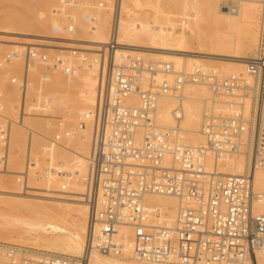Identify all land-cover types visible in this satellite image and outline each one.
<instances>
[{
  "label": "built area",
  "instance_id": "built-area-1",
  "mask_svg": "<svg viewBox=\"0 0 264 264\" xmlns=\"http://www.w3.org/2000/svg\"><path fill=\"white\" fill-rule=\"evenodd\" d=\"M237 1L221 0V9L239 12ZM119 6L120 0H114L109 41L95 60L99 65L98 105L91 117L78 121L80 131L88 123L94 129L87 173L81 178L82 198L93 208L88 248L73 258L0 243V264H86L94 252L123 257L129 243L132 257L150 264H245L247 260L258 264L257 253L264 250V213L255 208L264 196L255 191L254 176L264 166V0L257 53L245 64V74L228 76L200 67L185 76L171 63L149 62L140 56L117 63ZM72 22L71 17L65 19L69 32ZM36 50L26 51L28 68L35 60L51 64L48 55ZM57 51L54 65H64L65 73L74 76L76 67L67 66ZM68 55L80 63L86 61L76 49ZM159 74L173 80L158 81ZM12 83H19L18 78ZM190 83H204L216 95L241 101L233 104L230 116L205 115V143L197 147L182 145L177 132L163 131L155 121L160 97L175 94ZM133 98L137 106L130 103ZM106 125L111 127L108 135L102 132ZM59 127L62 133L53 143L72 136L62 122ZM7 139L8 131L1 128L0 140ZM209 153L216 160L213 170L205 165ZM238 156L245 158L244 173L217 171L220 161ZM35 161L28 151L27 167ZM50 173L72 178L62 169L43 171L47 177ZM68 188L63 183L62 191ZM149 196L176 198L177 215L151 207Z\"/></svg>",
  "mask_w": 264,
  "mask_h": 264
},
{
  "label": "bare ground",
  "instance_id": "bare-ground-1",
  "mask_svg": "<svg viewBox=\"0 0 264 264\" xmlns=\"http://www.w3.org/2000/svg\"><path fill=\"white\" fill-rule=\"evenodd\" d=\"M30 1L32 0L28 2ZM69 1L57 0L56 2V0H51L49 2H55L54 5H50L54 6L53 9L55 8L56 13L59 11V16L63 17L61 13L66 14L67 11L69 17L73 19L71 32L63 23L62 34L55 36H52L54 32L48 34V30L44 31L47 27L42 28L40 23L43 21L44 26V23L50 22L48 28L53 27L52 29L55 31L57 29L51 24L54 18L52 16V19H50L51 15H46L43 11V14L41 13L39 16V12L37 14L34 9L35 7L33 8L35 11L31 12L32 18L28 20L33 19L32 22L36 23V28L40 24L42 31L47 33L39 36V34H44L40 31L38 33L39 37L63 39L67 43L62 41L60 43L62 42L65 47L67 44L66 50L71 45L82 50L81 52L86 61L81 63L70 55H66L65 53L68 51L60 50L64 55L62 56L64 63L67 66L76 67L77 72L73 76L75 79L65 76L62 67L64 65L55 66L53 58L50 59L51 70L41 65L42 62L38 60H35L28 68L25 64L24 54L26 53L23 54L27 47L21 45L23 42L20 44L23 48L17 45L18 40L13 42V46L10 45V49L13 47L10 50L13 53L11 58L9 57L10 60L7 62L3 60L5 65L2 69L3 73H0V123H2L0 129H5L4 124L6 125L7 122L8 139L6 141L0 140V147L6 150L3 155L4 158L0 157L1 165L3 163L2 159H4V168L1 167L0 169V197L7 193L11 198L15 197L16 200H9V203H11L10 207L7 206L9 207V213L2 214L3 211L0 213V243L21 244L33 248L29 249L32 251L78 258L88 248L90 219L93 212L92 206L82 198L85 193V186L81 178L87 173L94 133L93 125L90 123H88L85 131H80L78 121L82 116L91 117L90 115L95 112L98 105L99 65L95 63V60L99 58V52L103 45L109 41L110 17H112L110 12L112 13L114 0L102 1L98 5L94 3V0H83V2L79 1V4L81 2L82 4L76 7L70 6L74 2L73 0V2ZM173 1H176L177 4L169 6L168 12H166L164 6L158 0H120L118 26L120 46L115 53L116 62L121 64L125 63L127 59L140 56L145 61L150 58L154 63H171L176 72H181L185 76L192 74L198 67L204 70H214L225 76L245 74V64L248 59L256 55L260 42L263 0H238L237 4L240 6V10L236 13L221 9V0H189V3H184L181 0ZM60 2L63 6L65 5L63 10L62 5L61 7L59 5L55 7ZM104 2H107V4ZM23 6L26 8L27 5L24 3ZM65 7L68 9H65ZM33 9H29L28 12L33 11ZM45 9L47 8L45 7ZM68 10L72 12L71 16ZM20 13L22 15V12ZM7 14L10 16L9 13H6V15L2 14L0 18L4 16L3 19H8ZM34 14L35 17H33ZM65 14H63L64 19L62 18L60 22L67 18ZM17 15H11V22ZM21 15L19 14L15 19L20 20ZM41 15L45 21L47 20L46 22H44L43 17L41 18ZM24 18L28 17H23V21ZM28 20L25 19L27 23L30 22ZM191 20H195L196 23L205 20L211 28L213 27L216 30L209 33L202 30L197 33L191 32L188 29V23ZM9 22L7 24L10 26L3 25L8 26L7 31L15 32L12 27L14 25L13 28L16 29V24ZM56 22L57 20H55ZM183 22H185V26H182ZM0 23L2 25V22ZM21 23L24 24V22ZM21 23V28L24 26L21 32L23 33L26 27L25 24L22 26ZM18 24L17 26H19ZM29 25L31 27L30 23L26 26ZM29 28L27 27L25 30L27 31ZM18 30L17 28L16 31L19 32L20 30ZM39 30L40 28L35 30L36 33ZM28 32L30 31L28 30ZM32 33L34 32L32 31ZM36 33L34 34L35 38L38 37H36ZM31 36L33 35L31 34ZM12 38L13 40L17 39ZM26 41H29L26 42L28 47L30 44L33 47L35 45L36 48L38 47L35 43L39 39L28 38ZM44 42L51 43L50 40ZM39 43L44 44L41 41ZM52 43L55 45L59 42L55 43L53 41ZM60 43L58 45L63 46ZM47 44L45 43V45ZM1 45L3 44L1 43ZM44 51L46 50L44 49ZM47 51L51 50L48 49ZM49 53H52V51ZM57 54L59 55V52ZM52 56L53 54H51ZM145 57L147 58L145 59ZM3 64L0 63V66H3ZM45 71L48 73H45ZM13 73L19 79L17 84L12 83L13 78L8 82L9 74ZM26 78L27 83L25 82ZM157 79L158 81H171L173 77L159 74ZM42 89H47L46 92L48 90L50 92L46 95L35 93ZM33 94L38 100L47 102L45 108L42 109L40 101L38 102L36 98L30 99L31 96H34ZM239 102H241L239 98H230L225 94L223 95V93L214 94L204 83H190L175 94L160 97L155 121L163 131L177 132L179 142L182 145L197 147L205 143L202 133L205 115L211 112L230 116L235 110L233 104ZM130 103L135 106L138 105L135 98L131 99ZM246 107L247 109L250 107L248 101ZM49 109H51L52 115L62 118L63 123L65 122L72 135L70 138L58 143L52 142L50 135L57 128L47 129L51 125L50 121L47 120L50 116ZM110 129L111 127L106 125L103 127L102 132L108 135ZM26 130H29L28 137ZM60 132L59 130V134L62 133ZM19 134L23 136H21L22 139L24 138V155L28 149L27 151H36L33 154H37L38 157L34 156L36 161L29 168L24 159L21 161L16 159L18 169H11L9 167L10 163L15 160V157H12V149L14 150L19 145L17 144L18 139L21 141L20 137L17 138ZM142 136L143 133L141 132L139 138ZM0 155H2L1 152ZM46 157H49L48 160L51 161V164L45 165ZM18 163L19 165H17ZM205 165L207 170H213L214 166L216 167V160L211 153L207 154ZM47 167L52 170L62 169L67 173V176L72 178H61L56 173H50L47 177L46 174L42 173ZM245 167V158L238 156L220 161L217 164V171L224 175H239L244 173ZM6 174L16 176L17 180L12 181L10 179L11 181L8 180L9 183L6 184V180L3 179ZM11 175L10 177H12ZM63 183H66L69 187L66 192L62 191ZM254 188L255 191L264 196V166L256 170ZM31 190L34 192H31ZM0 201L7 202L1 198ZM148 204L151 207L170 211L173 217L177 215L179 209V201L176 198L167 196H149ZM255 210L264 213V201L258 202ZM131 254L132 244L129 243L127 253L123 257L94 252L86 264H150L137 261ZM257 260L258 264H264V250L257 253ZM245 264H253V261L247 260Z\"/></svg>",
  "mask_w": 264,
  "mask_h": 264
},
{
  "label": "rangeland",
  "instance_id": "rangeland-1",
  "mask_svg": "<svg viewBox=\"0 0 264 264\" xmlns=\"http://www.w3.org/2000/svg\"><path fill=\"white\" fill-rule=\"evenodd\" d=\"M29 1V0H28ZM27 0H0V14H1V16L0 17H2V14H5L6 15V13H9L10 14V16H8V14H7V16L6 17H8V19L10 20V22H11V15H13V16H15L16 14H18L17 16H19V14L21 15V13L20 12H22V15H21V17H19V19L20 20H22V21H20V20H17V19H15L13 16H12V18H14L15 19V21H14V19L12 20V24L14 23V24H16L15 26L20 30H18L19 32H17L16 30H17V28L16 29H14L13 27H14V25H13V27H12V29L13 30H15V32L13 31H7V29H8V26H10V25H8L7 24V22H9V20L8 19H3V18H5L4 16H3V18H0L1 20H0V22H2V25H1V23H0V26H2L1 28H0V63L1 64H3V63H5V61L7 62L8 60H10V58H11V54H13V53H11L10 52V50H12L13 49V47H11V49H10V45H12L13 46V42L14 41H16L17 42V40L19 41L18 43H16L17 45H19L20 46V44H21V42H23L21 45L23 46V45H25L27 48L25 49V51H23V54L24 53H26V51L29 49V48H36L35 46L33 47V45H29V47H28V44L26 43V42H29V41H26V40H28V38L30 39V38H34L35 40H37V39H39V41L37 42L36 41V43L35 44H37V46L39 47L40 45H42V44H40L39 42L41 41V42H43L44 44L42 45V46H40L39 48L37 47L36 49V51H38V52H40V53H45L46 55H50V56H48V57H51V54H53V56L51 57V58H48V59H52V58H55L56 56H54V55H58L57 53L59 52V51H57L58 49L59 50H63L64 49V51L66 50V47H67V44H66V47H65V45L63 44V43H67V41H63V39L61 40H59V39H51V38H42V37H39L40 35L42 36V35H46L47 33L49 34L50 32H54V33H52V36H55V35H57V34H62L61 33V30L63 29V27H62V25H63V23H64V25H65V20H62L61 22H60V20L64 17V15L63 14H65V13H61V15L63 16V17H61V16H59L60 14H58L59 13V11H58V13H56V11H55V8L53 9V7L50 5V4H52V5H54V3L55 2H49V1H51V0H41L42 1V5L40 4V0H38V1H36V0H32V1H30V2H28ZM72 1V0H71ZM74 1V2H73ZM72 2V5H70V6H78V5H80V4H82V2H83V0H73ZM79 1H82L80 4H79ZM89 1H91V0H89ZM95 2L94 3H97L96 5H98V3H100V2H102V1H106V0H94ZM158 1H160V3L164 6V9H165V11L166 12H168V7L169 6H171V5H175V4H177V2L176 1H173V0H158ZM182 2H184V3H189V0L188 1H186V0H181ZM32 2V3H31ZM34 2V3H33ZM56 2H57V0H56ZM4 3V4H3ZM7 5H6V4ZM15 3V4H14ZM24 3H25V5H29V7H27L26 6V8L23 6L24 5ZM104 3H106L107 4V2H104ZM2 4V5H1ZM17 4V5H16ZM105 4V5H106ZM4 5V6H3ZM19 5V6H18ZM58 5L61 7V5H62V10L64 9L63 7L65 6H63V4H61V2L60 3H58L57 4V6H55V7H58ZM67 5H69V4H67ZM12 6V7H11ZM107 6V5H106ZM6 7V8H5ZM31 7V8H30ZM35 7V8H34ZM45 7L48 9H45ZM94 8H97V7H95V6H93ZM22 8V9H21ZM25 8V9H24ZM36 10V13L38 14V12H39V16H40V14L42 13V11L43 12H45L46 13V15L47 14H49V15H51V18L50 19H52V16H53V20L51 21V24L52 25H54V27L58 30H55V31H53L54 29H52V28H48L49 27V23L47 22V23H44V26H43V21H42V19H41V21H42V23H40L41 25H42V28H44L45 26L47 27V28H45V30L44 31H47L48 30V32L46 33H44V31H42V29H41V26H40V24L39 25H37L38 26V28H40V30L39 31H37V33H36V31L35 30H38V28H36V23L35 22H32V20L33 19H30V20H28L29 18H32V13L35 11L34 9ZM29 9H33V11H29L28 12V10ZM42 9V10H41ZM65 9H68V8H66L65 7ZM15 10V11H14ZM21 10H23V11H21ZM38 10V11H37ZM57 10H58V8H57ZM60 10V9H59ZM70 10V9H69ZM69 10H68V13H71L70 14V16L72 15V12H69ZM6 11V12H5ZM47 11V12H46ZM66 11V10H65ZM71 11V10H70ZM2 12H4V13H2ZM17 12V13H16ZM32 12V13H31ZM63 12V11H62ZM29 14V15H28ZM43 14V13H42ZM55 14H56V16H55ZM110 16H112V13L110 12ZM45 14H44V16H46ZM57 16H59V18H57ZM65 16L66 17H69V14H67V11H66V14H65ZM23 17H28V18H24V21H23ZM33 17H35V14L33 15ZM43 16L41 15V18H42ZM37 18V17H36ZM110 18H112V17H110ZM25 19H27L28 21H30V22H28V23H30L31 24V27H30V25L29 26H26V25H28V23L25 21ZM35 19V18H34ZM46 19H48L47 18V16H46ZM64 19V18H63ZM40 19L38 18V21H39ZM43 20H44V22H46L45 21V19H44V17H43ZM55 20H57V22L55 23ZM6 23H5V22ZM14 21V22H13ZM35 21V20H34ZM36 21H37V19H36ZM40 21V22H41ZM48 21H50V20H48ZM9 22V23H10ZM21 22H24V24H25V27L27 28H32L33 30V32L34 33H32V31H31V29L29 28L28 30L30 31V32H28V30L26 31L25 29H24V31L25 32H23V33H21L22 31H23V23H21ZM110 22H111V20H110ZM17 23H19L18 25L20 26V23H21V25L23 26L22 28H21V26H20V28H19V26H17ZM33 23V24H32ZM35 23V24H34ZM39 23V22H38ZM3 24H7L8 26L6 27V25H3ZM11 24V25H12ZM50 24V25H51ZM48 25V26H47ZM63 25V26H64ZM65 28V27H64ZM213 28V27H212ZM211 28V26L210 25H208V23L205 21V20H200L198 23H196V21L195 20H191V21H189V23H188V29L191 31V32H194V33H197V32H199V30H202V31H204V32H206V33H209V32H215V31H213V30H216L215 28H213L212 29ZM4 29V30H3ZM11 29V30H12ZM51 30V31H50ZM60 30V31H59ZM40 31L41 32H43L44 34H39V36H38V33H40ZM12 32V33H11ZM58 32V33H57ZM36 33V37L37 38H35V36H34V34ZM26 34H32L33 36H31L30 37V35H26ZM51 34V33H50ZM51 36V35H50ZM6 39H5V38ZM12 37H15V39L16 40H13V38ZM26 37H27V39H26ZM8 38V39H7ZM43 39H45V40H43ZM49 41L50 40V42L52 43L53 41L56 43L57 41L60 43V41H62L61 43L63 44V46H59L57 43L55 44V45H53L54 43H50L51 44V46H50V44H49V42H44V41ZM10 41V42H9ZM32 42V41H31ZM1 43L3 44V45H1ZM26 43V44H25ZM34 43V42H33ZM45 43L47 44V45H49V46H47V45H45ZM60 43V44H61ZM5 44V45H4ZM69 45V44H68ZM22 46H20L21 48H23ZM24 46V47H25ZM30 46H32V47H30ZM45 48H44V47ZM48 47V48H47ZM63 47H65V48H63ZM42 48H44L46 51H44V49H42ZM68 48H72V49H76V50H78V51H82V50H80V49H78V48H76V46L75 47H73V45H71V47H69L68 46ZM67 48V50L66 51H68L67 53H70V49H68ZM48 49H50L51 51H52V53H49V52H51V51H47ZM10 53V54H9ZM67 53H65L66 55H68ZM59 54H60V52H59ZM24 56H25V54H24ZM23 56V57H24ZM10 57V58H9ZM6 58V59H5ZM8 58V59H7ZM147 57H145V59H146ZM144 59V58H143ZM3 60H5L4 62H3ZM24 61V60H23ZM147 61H149V62H153V60L152 59H150V58H148L147 59ZM4 65L5 64H3V66H0V73L2 72V69H3V67H4ZM41 65H43L44 67L46 66V67H48L49 68V70H51V64H49V63H42ZM48 71V70H47ZM47 71H45V73L47 72ZM62 71V73H64L63 72V70H61ZM3 73V72H2ZM48 73V72H47ZM50 73V72H49ZM10 76L8 77V82H10L11 81V78H18L17 77V75H15L14 73L13 74H9ZM65 76H69V75H67L66 73L64 74ZM70 77H72L73 79H75L73 76H70ZM10 79V80H9ZM19 80V79H18ZM45 88V87H44ZM49 89V88H48ZM0 90H1V86H0ZM47 90V89H46ZM46 90H41V91H39V92H35V93H38V94H40V95H46L48 92H50L49 90L46 92ZM34 95V94H33ZM35 96V95H34ZM31 96L30 97V99H35L36 98V100L39 102L40 100H38L37 99V97L35 96ZM49 103V102H48ZM40 105H41V107H42V109L43 108H45L46 107V105H47V102H45V101H40ZM48 112L50 113V116L48 117V121H50V123H51V125L49 126V127H47V129H49V128H53V129H55V127L57 128V129H55L56 131H54L53 132V134L52 135H50V138L53 140L54 138H55V135H57V134H59V130L61 131V129H60V127H59V124L62 122V124L63 125H65V126H63V127H67V125L65 124V122L63 123V120H62V118H58L57 116H54V115H52L51 114V109H49L48 110ZM25 117V116H24ZM27 117V116H26ZM4 123V122H3ZM0 124H2V123H0ZM7 122H6V125L4 124V126H5V129L8 131V129H7ZM68 128V127H67ZM5 129H3L2 128V130H5ZM52 129V130H53ZM59 129V130H58ZM5 130V131H6ZM50 130V129H49ZM6 131V132H7ZM27 131V137L29 136V130H26ZM70 131V130H69ZM20 135V134H19ZM18 135V137L17 138H19L20 137V139H21V141H19V139H18V143L17 144H19L17 147H15V149L13 150L12 149V157L16 160H18V161H21V160H25V164H26V158H27V153H28V149L26 150V152H25V155H24V149H25V146H24V138L22 139L21 138V136L22 135H20L19 136ZM23 137V136H22ZM16 141H17V139H16ZM16 145V144H15ZM13 147V148H14ZM2 149H3V152H2ZM0 152L2 153V155H0V157L1 158H4V153L6 152V150H5V148H3V147H0ZM32 153V155L33 156H37V154L36 155H34L35 153H36V151L34 152V151H32L31 152ZM34 153V154H33ZM42 154V153H41ZM38 157V156H37ZM49 159V157H46V163H45V165H47V164H51V161L50 160H48ZM3 160V163H2V165H1V163H0V169H1V167H2V169L4 168V159H2ZM11 161V163H10V168L11 169H13V168H16V169H18V167L16 166V162H17V160L16 161ZM17 165H19V163L17 164ZM45 167V166H44ZM43 173V172H42ZM10 175L11 174H6V175H4L3 177V179L4 180H6V184L7 183H9L11 180L12 181H16L17 180V177L16 176H13V175H11L12 177H10ZM6 176V177H5ZM9 176V177H8ZM15 178V179H14ZM11 179V180H10ZM8 180H9V182H8ZM22 183H23V178H22ZM31 192H34V191H32L31 190ZM3 194V193H2ZM33 194V193H32ZM55 195L57 194V193H54ZM62 194V193H61ZM8 194L7 193H4L3 194V196H5V197H3L2 195H1V199L2 200H4V201H7V202H1L0 201V213H2V211H3V213L2 214H7V213H9L8 212V208L11 206V203H9L10 201H12V200H16V199H14L15 197H12L11 198V196H7ZM58 195H59V193H58ZM10 200V201H9ZM3 203V204H2ZM7 204V205H6ZM3 205V206H2ZM7 206H9V207H7ZM6 212V213H5ZM1 220V219H0ZM2 243V242H1ZM3 243H6V242H3ZM7 244V243H6ZM8 244H11V245H16V246H20V247H24V248H27V249H33V248H31V247H27V246H24V245H21V244H13V243H8ZM34 250H35V248H34Z\"/></svg>",
  "mask_w": 264,
  "mask_h": 264
}]
</instances>
